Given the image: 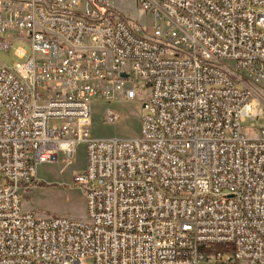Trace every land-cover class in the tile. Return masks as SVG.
<instances>
[{"label":"built area","instance_id":"obj_1","mask_svg":"<svg viewBox=\"0 0 264 264\" xmlns=\"http://www.w3.org/2000/svg\"><path fill=\"white\" fill-rule=\"evenodd\" d=\"M136 1L150 29L108 0H0L1 47H32L0 66V264H264V0ZM140 84L141 136L93 137L91 100ZM82 143L87 218L25 209Z\"/></svg>","mask_w":264,"mask_h":264},{"label":"rangeland","instance_id":"obj_2","mask_svg":"<svg viewBox=\"0 0 264 264\" xmlns=\"http://www.w3.org/2000/svg\"><path fill=\"white\" fill-rule=\"evenodd\" d=\"M122 17L133 25L150 29L154 18L149 11L144 10L136 0H108ZM84 3V2H82ZM2 41L9 42L8 48L0 45V66L13 69L16 63H25L32 56V47L29 41L20 36L10 40L6 35ZM19 48L26 51L24 57L16 52ZM142 89L135 100L115 98L106 100L103 97H94L91 100L92 125L91 135L96 138H139L142 134L143 108L149 96V87L140 84ZM261 100L263 114L255 120L257 126L264 127V89L255 87ZM108 111L117 113L115 121H105ZM253 121L250 118L243 123L245 132ZM87 166V148L84 143L77 147V156L74 163H69L62 155L56 162L41 163L37 166L36 182L22 193L23 207L32 210L41 216H63L72 219H86V197L84 190L73 183L77 173L83 172ZM92 264V261H89Z\"/></svg>","mask_w":264,"mask_h":264},{"label":"bare ground","instance_id":"obj_3","mask_svg":"<svg viewBox=\"0 0 264 264\" xmlns=\"http://www.w3.org/2000/svg\"><path fill=\"white\" fill-rule=\"evenodd\" d=\"M259 84L264 85V77H259Z\"/></svg>","mask_w":264,"mask_h":264},{"label":"trees","instance_id":"obj_4","mask_svg":"<svg viewBox=\"0 0 264 264\" xmlns=\"http://www.w3.org/2000/svg\"><path fill=\"white\" fill-rule=\"evenodd\" d=\"M217 249H223L224 245H216Z\"/></svg>","mask_w":264,"mask_h":264},{"label":"water","instance_id":"obj_5","mask_svg":"<svg viewBox=\"0 0 264 264\" xmlns=\"http://www.w3.org/2000/svg\"><path fill=\"white\" fill-rule=\"evenodd\" d=\"M122 76L126 77L127 75L125 73H123Z\"/></svg>","mask_w":264,"mask_h":264}]
</instances>
